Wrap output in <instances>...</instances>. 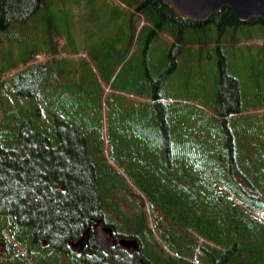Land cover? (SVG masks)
Instances as JSON below:
<instances>
[{
	"label": "trees",
	"instance_id": "trees-1",
	"mask_svg": "<svg viewBox=\"0 0 264 264\" xmlns=\"http://www.w3.org/2000/svg\"><path fill=\"white\" fill-rule=\"evenodd\" d=\"M44 1L0 0V30H17ZM121 1L141 14L145 26L137 31L131 18L132 32L119 37L121 45H114L112 53H102L101 62H120L125 68L126 49L145 35L144 61L136 68L145 74L139 91L152 97L151 106L159 114L166 175L147 197L154 225L131 193L124 207L119 205L118 187L125 184L108 182L87 132L54 103L62 90L67 92L65 69L50 72L51 60L36 67L23 61L13 72L0 60V86H9V97L0 100V114H5L0 117V264H139L138 256L120 245L105 254L94 238L81 254L72 251L69 242L78 240L97 218L115 226L118 236L141 240L151 264H197L196 249L200 264H264V209L261 216L250 211L264 208V143L254 137L259 127L264 131V111L250 110L244 102L251 83L256 86L252 98L257 106L264 104V61L256 85L252 79L242 84L232 73L239 59L236 51L251 50L249 40L264 38V19L243 21L224 7L200 21L180 16L163 0ZM10 34L18 36L19 31ZM49 47H54L52 37ZM151 49L159 54L155 60ZM258 54L264 58V40ZM211 60L215 65L196 74L197 65ZM184 67L194 76L192 86L211 99V113H197L179 102H169L168 109L161 101L167 98L162 91L172 72ZM11 72L10 79L2 78ZM105 77L111 80L110 73ZM211 83L212 93L207 89ZM5 132L11 141H5ZM247 143L257 147L247 152ZM161 153L158 149L157 159ZM162 184L164 192L159 190ZM121 217L124 229L117 221Z\"/></svg>",
	"mask_w": 264,
	"mask_h": 264
},
{
	"label": "rangeland",
	"instance_id": "rangeland-1",
	"mask_svg": "<svg viewBox=\"0 0 264 264\" xmlns=\"http://www.w3.org/2000/svg\"><path fill=\"white\" fill-rule=\"evenodd\" d=\"M125 6L128 7L121 0H45L32 18L17 27L18 36L10 34L18 32L16 29L0 30V60H3L4 67L10 71L24 65L23 61L36 67L38 63L51 60L50 72L55 73L64 68L62 76L65 79L63 82H68L65 86L67 92L62 90L60 98L54 103L68 115L71 123L87 132L95 152L94 158L104 176L110 181L132 184L138 193L148 197L149 192L157 188L159 178L165 179L166 175L163 133L158 124L159 114L151 106L152 97L139 91L145 74L136 68L138 69L139 64L144 61L142 54L147 49V44H144L145 35L135 38L131 48L126 49L124 43L123 51H128L125 57L129 59L125 68L124 64L119 65L120 62H101L102 53H112L117 47L114 45H121L119 37H124L126 32H132V28L128 27V23L132 27L131 18L134 23L137 22V31L145 26L141 14L133 9L128 10ZM145 32L149 31L146 29ZM51 37L54 47H49ZM263 40V37L252 38L247 42L252 45L251 50L236 51L239 59L233 64L235 71L232 73L238 76L242 84L252 79L256 85L262 68L260 66L264 61L258 54L262 49ZM128 41L129 39L126 40ZM148 51L152 59H157L159 54L155 49ZM122 59L124 57H120L119 61ZM209 65H215V61L197 65L196 74L203 75ZM102 67H111L112 70L107 72ZM13 72L6 73L2 78L10 79ZM105 73L111 74L110 81L106 79ZM206 75L211 78L213 74ZM193 77H189L186 67L182 71L178 68V72H172L171 80L165 83L162 91V96L167 98L161 99L167 103L168 109L169 102H179L187 103L200 114L213 111L211 99L192 86ZM199 79L201 82L202 79ZM212 83L207 88L211 93ZM255 88L251 83L250 86L246 85L245 90L249 98L244 102L250 110L264 111V104L257 106L255 98H252ZM8 93V85L6 88L0 86V100H6ZM12 96L16 98V95ZM6 104L8 106L9 102ZM10 104L15 106L11 101ZM26 110L28 116L29 108ZM3 115L5 116L1 113L0 117ZM252 119L249 117V122ZM11 124L10 121L4 130ZM257 132L254 137H260L264 143L263 129L259 127ZM5 139L7 142L12 140H8L6 132ZM254 147L247 143V152H252ZM158 149L162 150L159 159L156 157ZM164 188L165 185L162 184L159 190L164 192ZM127 192L119 188L117 195ZM133 200L141 199L135 195ZM139 203L141 207L145 206L149 221L154 225L155 219L148 202L141 200ZM250 211L261 216V210ZM158 241L167 250V243L159 237ZM200 263L198 261V264Z\"/></svg>",
	"mask_w": 264,
	"mask_h": 264
},
{
	"label": "water",
	"instance_id": "water-1",
	"mask_svg": "<svg viewBox=\"0 0 264 264\" xmlns=\"http://www.w3.org/2000/svg\"><path fill=\"white\" fill-rule=\"evenodd\" d=\"M163 1L172 5L180 16L189 17L194 20H207L211 15L219 12L224 7H230L235 15L243 21H247L256 16L264 19V0ZM91 234L105 254H108L110 249L116 245H120L131 254L140 250L138 240L125 237L118 238L115 235L113 227L105 225L102 218H97L95 224L89 227L78 240L69 242L72 250L81 254L87 248L91 240Z\"/></svg>",
	"mask_w": 264,
	"mask_h": 264
},
{
	"label": "flooded vegetation",
	"instance_id": "flooded-vegetation-1",
	"mask_svg": "<svg viewBox=\"0 0 264 264\" xmlns=\"http://www.w3.org/2000/svg\"><path fill=\"white\" fill-rule=\"evenodd\" d=\"M138 241H139V243H140V247H141V249H140L139 252H137L136 254H134V255L138 256V263H139V264H151V262L149 261V259L146 258L147 256H146V255L144 256L145 252H144V250H143V248H142V243H141V241H140V240H138ZM158 263H159V262H158Z\"/></svg>",
	"mask_w": 264,
	"mask_h": 264
}]
</instances>
